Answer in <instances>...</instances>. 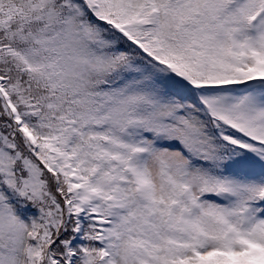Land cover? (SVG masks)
<instances>
[{
    "label": "snow or ice",
    "instance_id": "snow-or-ice-1",
    "mask_svg": "<svg viewBox=\"0 0 264 264\" xmlns=\"http://www.w3.org/2000/svg\"><path fill=\"white\" fill-rule=\"evenodd\" d=\"M0 264H264V0H0Z\"/></svg>",
    "mask_w": 264,
    "mask_h": 264
}]
</instances>
